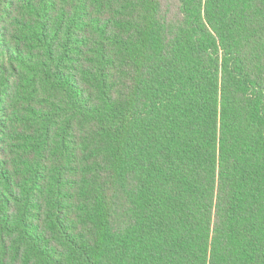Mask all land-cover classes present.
<instances>
[{"label": "trees", "instance_id": "16d2710c", "mask_svg": "<svg viewBox=\"0 0 264 264\" xmlns=\"http://www.w3.org/2000/svg\"><path fill=\"white\" fill-rule=\"evenodd\" d=\"M0 264H264V0H0Z\"/></svg>", "mask_w": 264, "mask_h": 264}]
</instances>
